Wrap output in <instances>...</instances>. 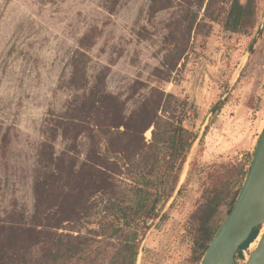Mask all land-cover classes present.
Masks as SVG:
<instances>
[{
	"label": "rangeland",
	"instance_id": "obj_1",
	"mask_svg": "<svg viewBox=\"0 0 264 264\" xmlns=\"http://www.w3.org/2000/svg\"><path fill=\"white\" fill-rule=\"evenodd\" d=\"M231 1L0 0V264H198L215 171L264 129V29L228 31ZM174 126L198 135L182 193L130 213Z\"/></svg>",
	"mask_w": 264,
	"mask_h": 264
},
{
	"label": "trees",
	"instance_id": "obj_2",
	"mask_svg": "<svg viewBox=\"0 0 264 264\" xmlns=\"http://www.w3.org/2000/svg\"><path fill=\"white\" fill-rule=\"evenodd\" d=\"M260 2L261 0H232L225 22L226 29L233 33L248 34L259 28ZM212 3H214V0H210V5ZM221 108L222 107H220L217 112H214L215 116H217ZM213 121L214 120L211 121V124ZM209 128L210 127L206 128L203 137L207 135ZM197 139V134L190 132L183 126L172 127L170 136L166 137L164 140L166 144L165 152L171 163L170 166H166V173L163 174L164 180L156 184L153 193L155 195L154 199L150 198L153 195L150 190H145L146 192L138 190L137 193L141 195H137L136 205L128 208L130 213L135 211V215H145V218L148 219H157L159 217L160 213L174 197L178 189L188 155ZM203 141L204 138H202L201 143ZM111 152L112 151H108L107 156L109 153L111 154ZM152 154H154V152ZM253 155L254 152L247 153L244 157L236 158L233 162L223 165L221 171H215V180L209 191V196L197 211L199 220L197 231L199 232V238L196 242L197 247L195 249V254L198 264H201L210 242L225 221V219L220 221L219 218L222 214V208H226V218L231 212L249 172ZM156 159L157 156L155 157L154 155L152 160L155 161ZM106 160L107 158L99 157V163L95 164V167L100 169L99 172L101 175H104L105 178L113 179L115 177L114 168L109 164H105L104 161ZM194 166L195 165H193L189 173L190 175L192 174ZM182 191L183 187L178 191V194L180 195ZM128 209L121 211L127 212ZM256 237L257 233L254 231L249 240L239 250L236 260L237 258H244V250L249 248L248 250L251 251L253 249L255 243L258 241V238L254 240Z\"/></svg>",
	"mask_w": 264,
	"mask_h": 264
},
{
	"label": "water",
	"instance_id": "obj_3",
	"mask_svg": "<svg viewBox=\"0 0 264 264\" xmlns=\"http://www.w3.org/2000/svg\"><path fill=\"white\" fill-rule=\"evenodd\" d=\"M263 24L264 21L261 28H263ZM263 225L264 129L257 141L249 172L237 200L210 242L201 264H236V256L241 247L249 240L254 231L258 237ZM245 264H264V235L256 250L250 252Z\"/></svg>",
	"mask_w": 264,
	"mask_h": 264
},
{
	"label": "bare ground",
	"instance_id": "obj_4",
	"mask_svg": "<svg viewBox=\"0 0 264 264\" xmlns=\"http://www.w3.org/2000/svg\"><path fill=\"white\" fill-rule=\"evenodd\" d=\"M185 172H186V170H185L183 173H185ZM263 235H264V225L262 226V228H261L260 231H259V234H258V237H257V238H258V241L255 243V245H256V244L259 245V243H260V241H261ZM257 238H256V239H257ZM256 239H255V240H256ZM255 245H254V246H255ZM258 245H257V247H258ZM257 247H256V248H257ZM253 248H254V247H253ZM255 250H256V249H253L251 252H253V251H255ZM249 252H250V251H249Z\"/></svg>",
	"mask_w": 264,
	"mask_h": 264
},
{
	"label": "flooded vegetation",
	"instance_id": "obj_5",
	"mask_svg": "<svg viewBox=\"0 0 264 264\" xmlns=\"http://www.w3.org/2000/svg\"><path fill=\"white\" fill-rule=\"evenodd\" d=\"M259 28H261V26H260V23H259ZM263 29H264V27H263V28H261V29H260V31H263Z\"/></svg>",
	"mask_w": 264,
	"mask_h": 264
}]
</instances>
